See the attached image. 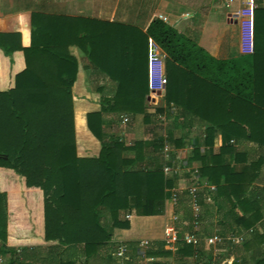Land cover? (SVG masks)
<instances>
[{
  "label": "trees",
  "instance_id": "16d2710c",
  "mask_svg": "<svg viewBox=\"0 0 264 264\" xmlns=\"http://www.w3.org/2000/svg\"><path fill=\"white\" fill-rule=\"evenodd\" d=\"M148 39L165 54L166 105L210 124L205 145L216 129L224 141L256 144L260 154L240 171L216 156L201 174L215 185L222 234L248 237L233 256L252 251L253 264H264V186L254 184L264 164V7L253 10L252 51L227 59L210 55L159 18L143 32L82 16L0 17V252L8 254L6 264H110L120 247L125 252L117 264H169L157 258L199 254L182 238L203 222L192 209L199 197L187 190L173 193V213L181 215L173 225L174 250L165 249L164 240L152 241L143 253L147 261L140 262L141 254L129 251L133 243L110 241L111 228H128L127 214H162L172 195L174 181L155 158L163 139L126 144L111 132L123 118L143 114L149 123L164 111H146ZM70 46L116 83L100 109L86 113V126L101 145L96 157L76 153L71 88L78 63ZM224 151L236 161L246 156L232 145Z\"/></svg>",
  "mask_w": 264,
  "mask_h": 264
},
{
  "label": "crops",
  "instance_id": "0c3cea01",
  "mask_svg": "<svg viewBox=\"0 0 264 264\" xmlns=\"http://www.w3.org/2000/svg\"><path fill=\"white\" fill-rule=\"evenodd\" d=\"M213 1L0 0V13L5 11L0 14V17L28 12L82 16L123 23L143 32L152 20L159 18L216 58L227 59L249 54L250 52H245L241 47L240 26L234 13L240 5V0H233L229 9H226L221 1L217 3ZM255 2V7H264V0H255ZM69 50L78 63L76 78L71 88L76 153L79 157H96L101 145L86 126V113L98 111L101 99L113 95L116 83L92 66L75 46H70ZM155 51L161 61L164 76L165 54L156 44ZM150 76H153V72L149 73L148 70L149 92L148 99L145 101L146 111L154 113L156 108H160L164 109L163 113L152 116L149 123H144L143 114H134L129 122L121 120L115 126L113 125L111 132L122 138L126 144L136 140L150 143L155 138L163 139L164 147L156 153L155 158L160 166L172 165L176 168L175 172L165 175L174 181L170 189L171 194L187 190L192 195L198 196L199 200L195 202L196 207L192 208L193 213L198 214L203 220L198 225H203L208 220L218 223L224 211L217 209V202L214 198L215 185L208 182L201 174V169L205 165H211L214 157L217 156L222 164L230 166L232 172L240 171L243 165L260 154L256 144L245 141L236 142L233 139L224 141L221 131L216 129L211 145H205L206 129L210 124L186 113L179 106L166 105L165 86L163 85L161 89L151 88ZM76 107L79 108L78 113ZM80 135L81 139H79ZM229 145L244 151L246 156H239L236 161L232 152H220V149ZM164 149L167 150L164 151ZM263 167L264 164L259 169L257 181L254 182L259 187L264 186L261 173ZM173 205L171 199L167 198L162 214L151 216L127 214L128 228H111V243H133L129 251L134 250L141 254L140 262L147 261L143 253L149 243L163 241L165 231L174 230V221L181 219L180 214L173 213ZM235 211L241 214L239 209L236 208ZM209 226L216 227L213 224ZM194 233L199 237L203 236L202 233L199 234L196 231L195 227ZM144 241H147V245L143 244ZM171 246L168 249L174 250V244ZM112 256L116 258L110 264H117L118 256L121 257V255H117L116 252ZM8 261V254L0 252V264H6Z\"/></svg>",
  "mask_w": 264,
  "mask_h": 264
},
{
  "label": "rangeland",
  "instance_id": "374dc122",
  "mask_svg": "<svg viewBox=\"0 0 264 264\" xmlns=\"http://www.w3.org/2000/svg\"><path fill=\"white\" fill-rule=\"evenodd\" d=\"M222 0H214V3ZM5 11H2L0 14H3ZM243 49V48H242ZM245 49V48H244ZM262 177L264 178V167L261 170ZM214 225L212 227L209 225ZM196 231L200 235L199 242L195 245V248L199 251V254L193 257H187L185 259H177L173 257H160L158 260L164 261L169 264H216L219 260V264H226L232 261H236L238 264H253L254 255L252 251H246L240 253L236 257L233 256L234 247H240L248 237H243L241 232H231L224 231L223 234L219 230L220 225L214 220H208L203 223V225H195ZM257 231H260V226L254 227ZM194 230V228H193ZM197 235V234H196ZM218 236L220 240L208 243L206 238L212 236ZM198 236V235H197ZM202 236V237H201ZM147 245V244H146ZM171 245H165V249L171 248ZM261 249H264V246H261ZM119 248L117 249L118 252Z\"/></svg>",
  "mask_w": 264,
  "mask_h": 264
},
{
  "label": "built area",
  "instance_id": "2783aa9c",
  "mask_svg": "<svg viewBox=\"0 0 264 264\" xmlns=\"http://www.w3.org/2000/svg\"><path fill=\"white\" fill-rule=\"evenodd\" d=\"M233 0H222V5L229 9L232 5ZM256 6L255 0H240V5L234 11L235 16L238 19L239 26H240V43L241 47L245 52L252 51V23H253V10ZM245 48V49H244ZM148 70L149 73L153 72V76H150V87L153 89H161L164 85V76L162 74V64L161 61L158 59L156 51H155V44L151 39H148ZM126 119L123 118V121ZM167 149H164L166 151ZM162 171L166 175L170 172H175L176 168L172 167V165H163ZM172 203H175V195L172 194L170 197ZM196 207L195 202L192 204V208ZM183 241L188 244H192L195 246L200 238L195 233L191 234H184ZM177 240L176 231L175 230H166L165 231V245H173ZM216 240H220V238L216 235L212 237L206 238L208 243L214 242ZM144 245L147 244V241L143 242ZM125 248L120 247L117 255H121L124 252Z\"/></svg>",
  "mask_w": 264,
  "mask_h": 264
},
{
  "label": "water",
  "instance_id": "95a60500",
  "mask_svg": "<svg viewBox=\"0 0 264 264\" xmlns=\"http://www.w3.org/2000/svg\"><path fill=\"white\" fill-rule=\"evenodd\" d=\"M160 91V90H159ZM147 99H148V96H147ZM223 264V263H222Z\"/></svg>",
  "mask_w": 264,
  "mask_h": 264
}]
</instances>
